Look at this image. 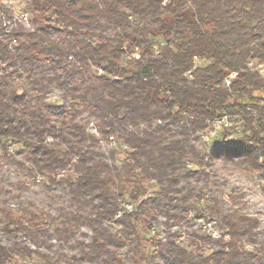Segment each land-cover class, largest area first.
<instances>
[{
  "label": "trees",
  "instance_id": "obj_1",
  "mask_svg": "<svg viewBox=\"0 0 264 264\" xmlns=\"http://www.w3.org/2000/svg\"><path fill=\"white\" fill-rule=\"evenodd\" d=\"M2 1L0 146L18 145L19 166L62 185L70 206L0 201V264H264L259 220L217 197L221 237L189 250L144 234L160 204L175 222L180 202L199 203L182 182L209 181L216 160L264 177V77L252 65H264V0H29L19 21ZM223 116L205 157L195 142ZM102 141L115 145L104 153Z\"/></svg>",
  "mask_w": 264,
  "mask_h": 264
},
{
  "label": "rangeland",
  "instance_id": "obj_2",
  "mask_svg": "<svg viewBox=\"0 0 264 264\" xmlns=\"http://www.w3.org/2000/svg\"><path fill=\"white\" fill-rule=\"evenodd\" d=\"M29 0H3L4 6L8 7L14 19L22 20L26 15L27 3ZM27 27H30L27 25ZM256 66V69L260 73H264V65L252 63ZM53 93H58L59 102H53L49 100V97ZM48 101L55 104L62 103V94L56 87H52L48 98ZM84 119H87L84 113ZM230 124V122H229ZM228 124V125H229ZM89 127H92L91 124ZM211 134V133H210ZM221 135L212 133L209 140L198 139L195 145L203 152L205 157L211 155L214 144L218 143L221 139ZM115 144L108 141H102L100 149L104 153H108ZM118 159L123 160L124 155L122 153L123 148L120 142L117 143ZM7 154L12 155L9 157ZM22 160V153L18 145L10 146L5 150L0 146V201L12 206V204L18 205L19 203H27V201H33L35 204L43 210L50 211L53 214H57L65 208L70 206V197L67 190L60 184L49 186L47 178L38 176L32 178L26 171L21 168L15 161ZM192 167L197 168L194 164H189ZM210 172L209 181L196 182L191 180L189 184L182 182V186L185 191L195 190L196 194L192 197V202L195 199H199V203L194 204H182L180 202L173 211L179 212L184 218L176 219L175 222L168 221L162 212L166 207L165 204H160L154 209L155 216L152 220V228L144 231L146 238L149 242L157 241L159 239L164 240L167 236L172 235L176 242L192 249L193 240L208 234L204 229V222H211L218 233H224L226 231V225L222 218L211 212L208 208L209 205L214 204V197H217L221 208L230 211H237L239 213L246 214L250 217L257 218L259 225L257 227V241L258 243L264 242V177L258 170H251L238 163H224L221 160H216L208 167ZM70 171H66L68 174ZM62 175V174H61ZM64 175V174H63ZM200 188H203L204 194L201 196L199 192ZM156 186L151 187L147 197L155 195ZM187 195V192L184 193ZM125 206L129 210L138 208L139 203L134 204L131 202H125ZM202 212L205 214L202 215ZM1 216V214H0ZM173 226L169 227L170 224ZM84 232H89L87 227L83 228ZM246 249L251 250L256 245L245 242ZM150 251L156 254V248L149 245ZM158 249V248H157ZM205 254L209 255L211 246L204 245ZM156 264H166V256H158L155 259Z\"/></svg>",
  "mask_w": 264,
  "mask_h": 264
},
{
  "label": "built area",
  "instance_id": "obj_3",
  "mask_svg": "<svg viewBox=\"0 0 264 264\" xmlns=\"http://www.w3.org/2000/svg\"><path fill=\"white\" fill-rule=\"evenodd\" d=\"M27 18V17H25ZM264 77V73H261ZM234 75H232L233 77ZM230 81L228 80L227 83H229ZM229 121H228V117L227 116H223L222 118L216 120L214 122V130L211 132L214 133L217 130L221 129L223 126H228ZM211 134L205 135V139L209 140L211 137ZM204 229L207 230L208 234H210L213 238H219L222 235L220 233H218V230L214 228V226L212 225L211 222H204ZM227 238V236H225Z\"/></svg>",
  "mask_w": 264,
  "mask_h": 264
},
{
  "label": "clouds",
  "instance_id": "obj_4",
  "mask_svg": "<svg viewBox=\"0 0 264 264\" xmlns=\"http://www.w3.org/2000/svg\"><path fill=\"white\" fill-rule=\"evenodd\" d=\"M49 100L58 103V102H59L58 93H53V94L49 97Z\"/></svg>",
  "mask_w": 264,
  "mask_h": 264
}]
</instances>
